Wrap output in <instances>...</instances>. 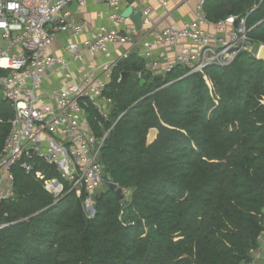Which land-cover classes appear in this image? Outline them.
I'll return each mask as SVG.
<instances>
[{
    "label": "trees",
    "instance_id": "16d2710c",
    "mask_svg": "<svg viewBox=\"0 0 264 264\" xmlns=\"http://www.w3.org/2000/svg\"><path fill=\"white\" fill-rule=\"evenodd\" d=\"M203 12L211 23L244 17L253 44H264V0H205ZM143 70L134 53L120 60L104 91L108 119L87 109L96 135L116 120L101 163L126 202L105 184L88 217L75 194L54 201L45 189L54 167L36 161L39 179L15 166L14 196L0 202V264L252 261L264 205V62L242 52L204 73L149 72L140 84ZM13 113L0 96V151ZM150 128L158 133L147 145Z\"/></svg>",
    "mask_w": 264,
    "mask_h": 264
},
{
    "label": "built area",
    "instance_id": "2783aa9c",
    "mask_svg": "<svg viewBox=\"0 0 264 264\" xmlns=\"http://www.w3.org/2000/svg\"><path fill=\"white\" fill-rule=\"evenodd\" d=\"M88 1L0 0V93L14 110L0 151V202L14 196L15 166L44 179L35 171L40 160L56 169V178L44 180L54 201L73 193L86 215L93 216L94 195L107 184L101 150L116 120L107 128L99 123L102 133L96 135L87 109L93 106L108 119L112 99L104 91L120 60L134 53L153 74L180 66L186 76L226 66L239 53L255 54L258 48L244 17L209 22L205 0H192L193 20L160 31L150 26L153 7L147 0H101L108 25L76 18ZM172 1L159 0V6L166 9ZM127 7L141 12L140 29L130 16H122ZM137 76L143 78V72ZM258 243L250 250L252 261L244 264L264 261V205Z\"/></svg>",
    "mask_w": 264,
    "mask_h": 264
},
{
    "label": "crops",
    "instance_id": "0c3cea01",
    "mask_svg": "<svg viewBox=\"0 0 264 264\" xmlns=\"http://www.w3.org/2000/svg\"><path fill=\"white\" fill-rule=\"evenodd\" d=\"M147 1L153 7V11L151 13L150 26H152L154 31L156 30L160 31L167 28H177L180 27L184 22L193 20L195 18V12H194L195 4L192 0H186V1L173 0L171 3H169L168 8L166 9H162L159 6V0H147ZM106 10L107 7L106 5H104V3L101 0H89L87 5L82 9V11L76 15V18L84 17L90 20L94 25H108V22L104 16V12ZM97 13H101L102 17H96ZM83 37L84 36H81L80 38H76L74 40L79 41ZM154 58L156 57L154 56ZM143 71L149 73V71L147 70H143ZM159 75H164V74H159ZM261 264H264V261Z\"/></svg>",
    "mask_w": 264,
    "mask_h": 264
},
{
    "label": "water",
    "instance_id": "95a60500",
    "mask_svg": "<svg viewBox=\"0 0 264 264\" xmlns=\"http://www.w3.org/2000/svg\"><path fill=\"white\" fill-rule=\"evenodd\" d=\"M71 9L75 10L77 7L76 2H73L71 4ZM122 16H130L133 23L135 24V27L137 29H140L142 26V20H141V12L139 10H137L136 12H133L131 7H127L125 10L122 11ZM255 57L257 60L263 61L264 62V44H261L258 46L256 53H255ZM148 72H144V76H147ZM128 76L127 72H122L121 73V80H124L126 77ZM144 78L140 79L139 83L142 84L144 82ZM157 129L156 128H150L147 134V138H146V143L147 145H149L150 143H152L156 136H157ZM244 140V138L242 139ZM105 181L107 183V186L109 189L114 190L115 194L117 197L120 198L119 203L122 205L126 202V198L122 197L123 196V189L121 187H119L116 183L112 182L109 178L108 175H105Z\"/></svg>",
    "mask_w": 264,
    "mask_h": 264
},
{
    "label": "rangeland",
    "instance_id": "374dc122",
    "mask_svg": "<svg viewBox=\"0 0 264 264\" xmlns=\"http://www.w3.org/2000/svg\"><path fill=\"white\" fill-rule=\"evenodd\" d=\"M0 96H2L1 93H0ZM104 189H105V186L101 187V189H99L98 192H99V191H103ZM128 194H129V192H126V193L124 192V193H123V195L125 196V198H128Z\"/></svg>",
    "mask_w": 264,
    "mask_h": 264
}]
</instances>
